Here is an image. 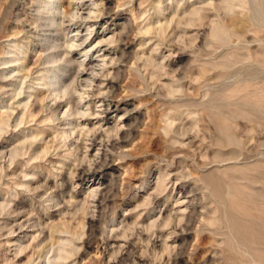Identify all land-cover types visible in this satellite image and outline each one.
<instances>
[{
	"label": "rangeland",
	"instance_id": "374dc122",
	"mask_svg": "<svg viewBox=\"0 0 264 264\" xmlns=\"http://www.w3.org/2000/svg\"><path fill=\"white\" fill-rule=\"evenodd\" d=\"M47 1L0 0V264H264V0Z\"/></svg>",
	"mask_w": 264,
	"mask_h": 264
},
{
	"label": "bare ground",
	"instance_id": "6f19581e",
	"mask_svg": "<svg viewBox=\"0 0 264 264\" xmlns=\"http://www.w3.org/2000/svg\"><path fill=\"white\" fill-rule=\"evenodd\" d=\"M55 1L56 0H48L47 1V3H46V7H45V11H46V14H50V12L51 11H53V9H55ZM79 1V0H78ZM56 10H58V9H56ZM70 12V11H69ZM68 12V13H69ZM55 13H57V12H55ZM70 14V13H69ZM69 16V15H68ZM70 16L72 17V18H74V19H76V18H81L79 15H77V12L75 11V10H73L72 9V12H71V14H70ZM45 19V18H44ZM42 20V19H41ZM50 21H51V23H50V25L49 26H54L55 24V18L52 16V18H50L49 19ZM71 20V19H70ZM49 21V22H50ZM48 26V25H47ZM59 30V29H58ZM75 45H73V44H70L68 47L70 48V49H73V47H74ZM52 48V47H51ZM50 61H48L49 63H52V64H55V61H51V60H53V59H49ZM58 61H56V63H57ZM68 63L69 62H71L70 60L69 61H67ZM82 65V64H81ZM84 72V71H83ZM56 78V77H55ZM54 78V79H55ZM69 87V86H68ZM67 87V88H68ZM66 91L68 92V90L66 89V87H65V89H64V92H63V95L65 96V95H67L68 93H66ZM66 93V94H65ZM22 94V92H20V93H17L14 97H15V99L17 98V99H19L18 97L20 96ZM59 97H60V94H59V96L57 95V98L59 99ZM110 101V100H109ZM109 101H108V99H105V98H103L100 102L101 103H104V106L105 107H107V108H109L110 106H111V104L109 103ZM102 106V105H101ZM33 113H31L30 114V116H33L32 115ZM76 114V113H75ZM77 114H79V113H77ZM73 115V114H72ZM81 115V114H80ZM84 116V115H83ZM8 123V122H7ZM22 123H24V122H22ZM22 123H19V122H17V126H21V125H23ZM1 124V123H0ZM6 125V124H5ZM26 125V124H25ZM3 126V125H2ZM7 126V125H6ZM9 126V125H8ZM0 128H1V126H0ZM18 128V127H17ZM2 131H3V129H2ZM2 131H1V134H2ZM36 141V140H35ZM65 243V242H64ZM62 244V243H61ZM60 244V245H61ZM67 245V244H66ZM68 245H71V243L69 242V244ZM63 246H64V244H63ZM52 248H53V246H52ZM59 249V248H58ZM54 251V250H53ZM62 253H66L67 254V256H64V255H58L57 257H58V259L59 260H62V261H67L68 259H69V257H70V254H71V252L70 251H68L66 248H65V246L60 250ZM47 252H49V251H47ZM40 253V252H39ZM56 253H58V252H56ZM41 255V254H40ZM39 255V256H40ZM56 255V254H55ZM47 256V255H46ZM43 256H40V259L42 258ZM72 257V256H71ZM55 260H56V257H55ZM58 262V261H57ZM61 262V261H60ZM50 264V263H49ZM54 264H56V263H54ZM60 264V263H59Z\"/></svg>",
	"mask_w": 264,
	"mask_h": 264
}]
</instances>
